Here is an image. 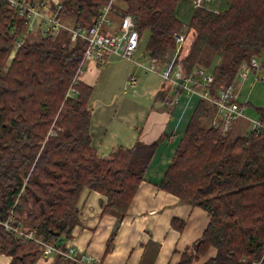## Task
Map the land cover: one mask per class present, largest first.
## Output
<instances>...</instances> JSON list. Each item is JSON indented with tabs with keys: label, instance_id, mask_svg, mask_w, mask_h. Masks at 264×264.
<instances>
[{
	"label": "trees",
	"instance_id": "16d2710c",
	"mask_svg": "<svg viewBox=\"0 0 264 264\" xmlns=\"http://www.w3.org/2000/svg\"><path fill=\"white\" fill-rule=\"evenodd\" d=\"M59 1V16L89 27L111 0ZM122 1L123 8H117L137 15L141 36L148 32L149 56L166 62L175 48L174 32L183 24L176 12L180 0ZM228 2L223 9L193 7L176 57L189 74L202 65L206 49L223 54L208 70L214 75L208 86L213 96L235 81L244 61L264 52V0ZM25 28V17L8 0H0V253L11 256L10 264H36L43 254L36 239L8 228L5 221L64 249L80 194L90 187L107 196L103 212L117 217L104 257L158 143L170 137L163 133L152 143L136 138L108 153L94 148L92 85L79 80L78 93L67 95L86 40L72 43L68 30L30 40L24 37ZM257 110L264 120V105ZM211 113L210 102L200 98L160 182L211 216L195 242L196 253L185 250L178 264H191L210 246L217 253L204 264H252L262 255L264 261V131L223 134L204 122ZM52 264L77 262L58 253Z\"/></svg>",
	"mask_w": 264,
	"mask_h": 264
},
{
	"label": "crops",
	"instance_id": "0c3cea01",
	"mask_svg": "<svg viewBox=\"0 0 264 264\" xmlns=\"http://www.w3.org/2000/svg\"><path fill=\"white\" fill-rule=\"evenodd\" d=\"M124 5L116 3L114 9ZM112 15L115 26H119L121 17L115 12ZM138 48L139 45L133 59L110 54L104 64L92 61L80 76V81L93 87L89 103L92 104L90 132L94 148L108 153L118 144H133L136 138L152 143L163 133L170 137L158 143L144 179L117 227L113 246L104 257L103 251L117 217L111 212H103L107 202L105 194L90 187L83 188L71 236L63 242L65 246L72 245L78 252L88 254L93 264H178L185 250L196 253L195 242L201 238L211 218L203 206L184 202L160 187L199 101L198 94L183 93L177 97L157 71L146 70L137 64V61L146 63L149 55L146 45V51H138ZM164 60L152 61L161 68L165 65ZM131 72L137 76L135 88L128 84ZM250 78L251 74L238 82L239 97ZM211 115L205 123H210ZM244 117L250 123L249 117ZM236 124L241 125L236 121L229 131L232 132ZM249 128L238 134L249 133L251 123ZM216 253L217 248L210 246L191 264H204ZM53 258L54 255L42 254L36 264H52ZM10 259V255L0 253V264H10Z\"/></svg>",
	"mask_w": 264,
	"mask_h": 264
},
{
	"label": "built area",
	"instance_id": "2783aa9c",
	"mask_svg": "<svg viewBox=\"0 0 264 264\" xmlns=\"http://www.w3.org/2000/svg\"><path fill=\"white\" fill-rule=\"evenodd\" d=\"M21 16L25 17L26 29L24 37L30 36L37 26H43L42 34L57 35L60 30L70 31V41L76 43L78 38L82 37L87 44L82 58L77 67L74 78L67 91L68 96H74L78 93L75 84L80 80V76L86 70L90 62L104 64L110 54L118 55L125 59H133L137 49L141 34L137 26V15L123 12L120 9H114L113 0L105 5L96 15L94 22L89 27L75 26L64 22L59 16L58 10L62 3L59 0H8ZM206 0H192L194 7L208 6ZM209 1V0H207ZM47 6V7H46ZM113 12L121 17L120 25L115 26L113 21ZM185 26L174 32L176 47L171 54H168L164 67L158 70L155 62L137 64L151 71H157L169 84L177 97L183 93H197L198 98H205L213 106V114L210 124L218 127L223 134H226L231 126L244 114V105L239 100L238 82H242L250 73L254 75V81L262 79L264 65L260 57L252 56L249 61H244L237 73L235 81L226 87L218 90L217 95L213 96L209 90V84L214 80V75L204 68L203 65L196 66L191 73L186 74L182 65L178 64L176 57L185 38ZM28 33V34H27ZM19 41L11 53L16 51L22 44ZM10 53V54H11ZM128 84L135 88L137 76L134 72L128 75ZM197 87H203L198 90ZM251 121V130L254 134L264 131V120L259 117H249ZM12 221V220H10ZM8 228H14L20 234L29 238H34L42 246L43 252L51 255L62 254L73 259L77 264H93L92 259L86 253L78 252V249L72 245L58 247L54 242L43 240L36 237L33 231L25 232L23 228L14 227L9 221H5ZM195 251L194 248L191 249ZM43 253V254H44ZM252 264H264L263 257L253 261Z\"/></svg>",
	"mask_w": 264,
	"mask_h": 264
},
{
	"label": "rangeland",
	"instance_id": "374dc122",
	"mask_svg": "<svg viewBox=\"0 0 264 264\" xmlns=\"http://www.w3.org/2000/svg\"><path fill=\"white\" fill-rule=\"evenodd\" d=\"M116 3H118L120 5L121 4L122 5L125 4L122 0H114V4L115 5H116ZM227 3L229 4L228 0H209V1L206 0L205 1V4H208L210 7H213L215 9H222V8L227 7L228 6ZM193 7L194 6L192 4V0H180L178 2L177 6H176L177 15L181 18V20L183 22L182 26H185V31H184L185 35H186L187 23H188V20H189V17H190V14H191V11H192ZM61 18L64 20V22H67V23L71 24L69 21L64 19L62 16H61ZM137 24H138V22H137ZM42 28H43V26H37L35 31H33L30 34V36H27V38H29L30 40H38L40 35L42 34V32H41L43 30ZM61 31L62 30H60L59 34L61 33ZM55 36H57V35H55ZM147 38H148V32H145L142 35L138 51H146L145 50V45H146V42H147ZM176 45H177V43H176V39H175V47H176ZM147 58L148 59L146 60V63L153 62L152 60H154L149 55H147ZM223 58H224L223 54L214 53L211 49H206V51L203 54V63H202V65L204 66V68H206V70L211 71V70H213L215 65H217ZM260 58H261L262 61H264V52L261 54ZM10 60H11V56H10ZM156 67H157V65H156ZM163 67H161V68L157 67V69L161 70ZM146 70H148V69H146ZM250 74L252 75V78H250L244 84L243 90H242V95L239 98V100H240L241 103L244 104V108H245V106L247 107V108L244 109V114L246 116H248V117H259L260 113L257 110V107L260 106V105H264V68H263V72H262V75H263L262 79L254 81L253 74L252 73H250ZM244 94H246V95L244 96ZM247 94H249V98L247 97L248 96ZM246 97H247V99H246ZM246 100L248 102H246ZM204 122H205V120H204ZM237 122L240 123L241 125H237L236 124L235 128L232 130V135L233 136L238 134V133H242L244 131V129H246V128L248 129L249 126H250V123H251V121L249 123V121L244 116H241L237 120ZM245 123L246 124L248 123L249 126H248V124L244 125ZM206 124H209L208 121L206 122ZM44 255H45V253H44ZM46 255L50 256L51 254L50 253L49 254L46 253ZM262 257H263V255H262Z\"/></svg>",
	"mask_w": 264,
	"mask_h": 264
}]
</instances>
